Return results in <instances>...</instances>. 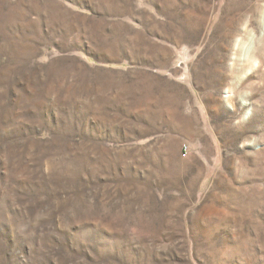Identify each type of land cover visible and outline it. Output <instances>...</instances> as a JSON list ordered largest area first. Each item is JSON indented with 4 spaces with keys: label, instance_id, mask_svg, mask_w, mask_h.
Here are the masks:
<instances>
[{
    "label": "rangeland",
    "instance_id": "rangeland-1",
    "mask_svg": "<svg viewBox=\"0 0 264 264\" xmlns=\"http://www.w3.org/2000/svg\"><path fill=\"white\" fill-rule=\"evenodd\" d=\"M0 264H264V0H0Z\"/></svg>",
    "mask_w": 264,
    "mask_h": 264
},
{
    "label": "crops",
    "instance_id": "crops-1",
    "mask_svg": "<svg viewBox=\"0 0 264 264\" xmlns=\"http://www.w3.org/2000/svg\"><path fill=\"white\" fill-rule=\"evenodd\" d=\"M86 18L87 16L84 15ZM126 24L131 26L135 31L144 33V26L142 20L138 15H128ZM110 44L111 47L107 45ZM113 42L93 41L91 37L83 36L80 40L69 42L68 53L73 54L76 58L81 61L82 67L89 66L90 71H96L99 74L114 72L118 75H129L134 74L141 68H148L144 65V58L141 54L136 52V45L141 44L139 39L134 40L130 37L129 41H125V48L121 47L118 49L120 54H113L114 48ZM116 44L123 45L124 42H116ZM130 44V48L128 47ZM104 45V47H103ZM135 53V54H134ZM134 76V75H133Z\"/></svg>",
    "mask_w": 264,
    "mask_h": 264
},
{
    "label": "built area",
    "instance_id": "built-area-1",
    "mask_svg": "<svg viewBox=\"0 0 264 264\" xmlns=\"http://www.w3.org/2000/svg\"><path fill=\"white\" fill-rule=\"evenodd\" d=\"M190 146L187 143H183L182 150L184 151L185 155L188 153Z\"/></svg>",
    "mask_w": 264,
    "mask_h": 264
},
{
    "label": "bare ground",
    "instance_id": "bare-ground-1",
    "mask_svg": "<svg viewBox=\"0 0 264 264\" xmlns=\"http://www.w3.org/2000/svg\"><path fill=\"white\" fill-rule=\"evenodd\" d=\"M230 95V94H229Z\"/></svg>",
    "mask_w": 264,
    "mask_h": 264
}]
</instances>
